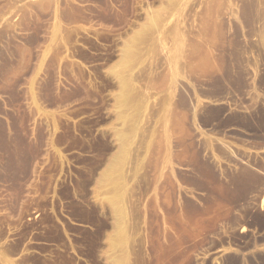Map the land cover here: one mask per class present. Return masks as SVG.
<instances>
[{"label": "rangeland", "instance_id": "obj_1", "mask_svg": "<svg viewBox=\"0 0 264 264\" xmlns=\"http://www.w3.org/2000/svg\"><path fill=\"white\" fill-rule=\"evenodd\" d=\"M264 0H0V264H264Z\"/></svg>", "mask_w": 264, "mask_h": 264}, {"label": "trees", "instance_id": "obj_2", "mask_svg": "<svg viewBox=\"0 0 264 264\" xmlns=\"http://www.w3.org/2000/svg\"><path fill=\"white\" fill-rule=\"evenodd\" d=\"M259 222L261 224H264V212H262L260 215H259Z\"/></svg>", "mask_w": 264, "mask_h": 264}, {"label": "bare ground", "instance_id": "obj_3", "mask_svg": "<svg viewBox=\"0 0 264 264\" xmlns=\"http://www.w3.org/2000/svg\"><path fill=\"white\" fill-rule=\"evenodd\" d=\"M264 203V196H263V198H262V204Z\"/></svg>", "mask_w": 264, "mask_h": 264}]
</instances>
